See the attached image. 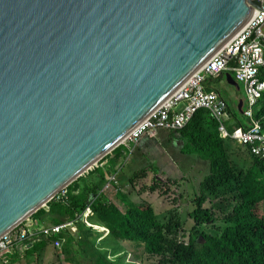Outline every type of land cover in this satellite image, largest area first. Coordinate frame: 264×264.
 <instances>
[{"label":"water","instance_id":"water-1","mask_svg":"<svg viewBox=\"0 0 264 264\" xmlns=\"http://www.w3.org/2000/svg\"><path fill=\"white\" fill-rule=\"evenodd\" d=\"M260 7L0 0V237L122 145Z\"/></svg>","mask_w":264,"mask_h":264},{"label":"trees","instance_id":"trees-1","mask_svg":"<svg viewBox=\"0 0 264 264\" xmlns=\"http://www.w3.org/2000/svg\"><path fill=\"white\" fill-rule=\"evenodd\" d=\"M227 73L232 75L230 71ZM225 74L226 72L220 73L218 77H225ZM213 78L217 77L206 79L205 87L206 82L210 83ZM261 78H264V71ZM214 89L219 91L218 87ZM227 112L231 116L224 124L229 132L235 127H245L233 112L229 109ZM253 117L261 122V129L264 130V90L254 106ZM169 133L175 141L180 140L185 147L182 149L184 153L198 155L208 162L210 170L201 183L200 195L194 200L195 207L189 216L194 220L195 226L184 236L185 240L174 239L165 234L152 204L136 203L138 201L129 195L117 192L121 201L119 203L103 192L107 179L117 174L129 157L130 153L123 145L102 159L90 174L70 185L66 195L61 198L54 196L47 203V208H40L31 215L35 227L79 222L87 209L91 208L93 217L90 218V223L101 225L108 231L105 240L109 242L117 238L142 244L147 254L157 257L155 264H264V219L258 218L254 213V207L264 201V160L251 155L250 167L236 170L232 162L233 154L241 147L235 145L236 149L229 148L234 142L220 138L218 124L206 109L198 110L183 131ZM142 172L140 173L143 174ZM136 177L139 174L132 176L130 181L133 183ZM221 183L232 188V196L217 194L216 187ZM217 199H231L235 203L231 204L227 212L217 217L214 207L209 206V203ZM180 225V221L174 225L176 235V229ZM166 230L169 232V227ZM61 236L66 238L62 248L66 252L67 246L75 240L66 234ZM200 237L204 239L203 243L200 242ZM46 244L40 240L32 244L26 253L33 249L41 250ZM59 253L58 250L54 255L58 256ZM89 264L98 263L90 259Z\"/></svg>","mask_w":264,"mask_h":264},{"label":"built area","instance_id":"built-area-1","mask_svg":"<svg viewBox=\"0 0 264 264\" xmlns=\"http://www.w3.org/2000/svg\"><path fill=\"white\" fill-rule=\"evenodd\" d=\"M260 9H254L247 26L219 48L191 78L169 95L135 130L124 139L123 145L133 152L141 139L154 135L156 131H182L200 109L210 112L218 124L220 136L230 138L248 150L254 157L264 160V130L259 120L254 119V106L264 90V0H260ZM231 72L234 78L243 83L245 100L243 113L249 120V128L234 129L231 134L226 130L224 121L227 115L226 101L217 90L207 89L205 81L218 77L220 73ZM115 177L110 178L105 189L110 187ZM66 195L67 188L56 195ZM91 213L88 209L87 216ZM71 224L52 225L32 232L24 224L11 229L0 237V264H9L6 255L27 240L37 241L38 236L45 238L59 235L63 228ZM56 246L60 243L55 241Z\"/></svg>","mask_w":264,"mask_h":264},{"label":"rangeland","instance_id":"rangeland-1","mask_svg":"<svg viewBox=\"0 0 264 264\" xmlns=\"http://www.w3.org/2000/svg\"><path fill=\"white\" fill-rule=\"evenodd\" d=\"M217 85L219 92L227 101L228 109L231 111V113L233 112V114L237 117V120L243 126H246L247 124L244 116L237 109L238 99L245 100L243 83L238 82L239 88L237 89L235 86L229 84L224 76H221L217 82ZM231 92L234 93V96H230ZM150 136L152 135H146L143 139H148ZM145 144H148V141L145 142ZM138 147L143 149L141 145ZM143 150L145 152L150 151V149ZM132 155H130V157L132 156L130 166L127 165L125 169L127 171L133 169L135 171L130 173L128 179L130 181V178L135 174H139V177H136L133 183L130 181L131 186L127 192L130 193L133 200L138 201L136 203H150L153 205L154 212L158 216L166 235L174 239L185 240L186 238H184V236L186 237L188 235V231L195 226V222L190 218L189 214L195 207L194 200L201 193L198 180L192 178L195 169L194 165L198 163L205 166L209 175L210 170L208 162L199 159L195 155L182 152L181 154H178L180 159H174V164H172L169 159L164 160V166L169 173H172L173 167H176L175 174L186 175L190 172L191 174L187 175L188 177L183 176L182 178H185L183 180L180 177H177L175 180H170L165 177L163 179H158L151 175L152 171L150 169V161L146 160L148 155H145L144 153H138L137 151H135ZM138 155H140V158L143 161L134 160V157H138ZM142 170L145 171L142 172ZM140 172L145 175L141 174ZM204 177L206 178V176ZM216 189L217 194L232 196L230 194L232 188L229 187L228 184L221 183L217 185ZM115 193V189L111 188L110 194L113 198ZM61 195L63 196V193H61ZM233 203L235 202L231 199H229V201L217 199L213 200L211 204L209 203V206H213L216 216L220 217L222 213L227 212V210L231 208V204ZM260 210H262L264 214V201L254 207L255 215L260 219H264V215L260 216ZM178 221H180L181 225L176 229V235L174 232V225ZM42 226L44 225L39 226V228ZM75 227L77 229L76 232L73 231L71 227L67 230V236L72 237L75 241H73L71 245L67 246L69 250L68 254H62L61 261H58L57 264H65L67 260H75V264H89L90 259H93L94 262L98 264H129L125 252H130L129 256L133 257L134 259L133 264H155L157 262V257L147 254L144 251L142 244L124 241L128 244H124L119 249L114 243L123 240L114 238L111 240L112 242H108V240H105L102 243L97 242L94 232H92L89 226L84 224V222L80 219L79 222L77 221V225ZM167 227L170 229L169 232L166 230ZM82 246L84 248H82ZM117 253H121V255H118ZM51 255L56 257L53 251H51ZM81 257L86 259V263L81 261ZM24 260L29 264H43V262H41V250L38 249L36 251L29 252L24 256ZM97 260H99V262H97ZM47 262H49V260H47ZM72 263L74 264V262ZM48 264H53V262Z\"/></svg>","mask_w":264,"mask_h":264},{"label":"crops","instance_id":"crops-1","mask_svg":"<svg viewBox=\"0 0 264 264\" xmlns=\"http://www.w3.org/2000/svg\"><path fill=\"white\" fill-rule=\"evenodd\" d=\"M220 77L217 78H213V80L209 83L208 81L206 82V88H214V87H218L217 82L219 80ZM209 80V79H208ZM230 96H234V93L231 92ZM239 100V99H238ZM238 109V107H237ZM239 111V110H238ZM240 112V111H239ZM245 119V114L243 113L242 107H241V112H240ZM231 114H229L227 112V117L228 119H230ZM249 126V125H248ZM247 125L244 127L246 128ZM249 128V127H248ZM247 128V129H248ZM177 141H175L172 138V135L170 136V133L164 132V131H157L154 136H150L148 139H143V141L141 142V144H139L138 146H142L143 149H150V151L145 152L143 149L135 148V151H137L138 153H144L145 155H148V157L146 158V160L150 161V169L152 171L151 175H153L154 177L158 178V179H163L164 177L170 180H175L177 177L182 178L183 176L188 177L187 175H190L191 172L189 174H182V175H178L175 174V169L176 167H173L172 173H169L166 168H165V163L164 160L169 159L171 161L172 164H174V159H180V157H178V154H181L183 151L182 149H184L185 147L183 146V144L180 142V140L176 139ZM148 141V144H145V142ZM235 144L237 145L238 143L234 142L232 143V145L229 146V148L231 149H236ZM239 147H241L240 149H237L236 153L233 154V163H234V168L237 170H246L250 167V161H251V154L248 153V151L240 144H238ZM189 150V145L187 147ZM134 151V152H135ZM133 152V153H134ZM178 152V153H177ZM151 153V154H149ZM164 153V154H161ZM190 155H195L197 156L199 159H201L198 155L196 154H190ZM133 156V155H132ZM132 156L129 157V159L126 161V164L123 168V170L118 172V185L116 186V193L114 195V198L111 196L110 191H108L107 194L109 197L117 200L119 203H121L120 199L118 198V194H117V190L119 189V192H122L125 195H129L130 197H132L130 195V193L127 192V190L130 188L131 186V182L129 181L128 177L130 176L131 172H134L135 170L131 169L130 171H127L125 168L127 165L130 166L131 163V159ZM134 160H140L143 161L140 158V155H138V157H134ZM202 160V159H201ZM155 167V169H153V166ZM195 169H194V173L192 175V178L197 179L198 183L200 185V183L205 179L204 176L208 175V170L205 166L196 163L195 165ZM158 170V172H157ZM210 172V171H209ZM172 174V175H171ZM185 178H182V180ZM263 202V201H262ZM261 204V203H258ZM261 215L263 216V212L262 210H260ZM93 217V215L88 217V221L90 222V218ZM92 226V232H94V236L97 239V242L102 243L108 236V231L102 227L101 225H94L92 223H90ZM77 225V222H75L74 226ZM76 228V227H75ZM109 242H112L111 240ZM116 246L120 249L121 246H123L124 244H128L125 243L124 241H118L116 243ZM38 249H33L32 251H36ZM51 249L49 247H46L43 249V251L41 252V262H43V264H48L50 262H53V264H57L58 261H61V256L62 254L67 255L69 250H67L66 252H62L61 256H52L51 255ZM31 252V251H29ZM29 252L25 253L28 254ZM124 253V252H122ZM118 255H121V253H117ZM126 257H127V261L129 262V264H133L134 259L133 257L129 256L130 252H125ZM24 253L22 251V249H15L9 256L10 259V263L11 264H29L28 262H26L24 260ZM47 260H49V262H47ZM56 260V261H55ZM81 261L83 263H86V259H83V257H81ZM64 262V261H62ZM72 262H74L75 264V260H67L65 262V264H73ZM126 262V261H125ZM140 262V259H139ZM135 264H140V263H135Z\"/></svg>","mask_w":264,"mask_h":264},{"label":"clouds","instance_id":"clouds-1","mask_svg":"<svg viewBox=\"0 0 264 264\" xmlns=\"http://www.w3.org/2000/svg\"><path fill=\"white\" fill-rule=\"evenodd\" d=\"M227 73V72H226ZM232 76H233V78H234V75L232 74ZM235 79V78H234ZM236 80V79H235ZM237 81V80H236ZM238 82V81H237ZM213 90H216V89H214V88H212ZM219 92V91H218ZM220 94V93H219ZM221 95V94H220ZM221 97H223L222 95H221ZM224 98V97H223ZM225 99V98H224ZM225 101H226V99H225ZM226 104H227V101H226ZM243 104H244V100H243ZM243 104H242V110H244V107H243ZM227 109H228V104H227V108H226V111H227ZM228 119V117H227V115H226V119H225V121ZM245 120H246V124H247V126L250 124V122H249V120L247 119V116L245 115ZM224 121V122H225ZM138 127V126H137ZM136 127V128H137ZM226 127V126H225ZM135 128V129H136ZM237 128H242V127H235L234 129H237ZM134 129V130H135ZM233 129V130H234ZM242 129H244V128H242ZM226 130H227V128H226ZM245 130H247V128L245 129ZM227 132L229 133V134H231L232 132H229L228 130H227ZM218 134H219V132H218ZM219 136H220V134H219ZM145 137V136H144ZM143 137V138H144ZM142 138V139H143ZM220 138H222L221 136H220ZM142 139H141V141H142ZM223 139V138H222ZM225 139H229V140H231V141H233V142H235L234 140H232V139H230V138H225ZM141 141H140V143H141ZM139 143V144H140ZM122 145H123V143H122ZM124 146V145H123ZM125 147V146H124ZM137 147V146H136ZM135 147V148H136ZM243 147H245L246 149H247V151L249 152V150H248V146H243ZM127 150H128V152L130 153L129 154V157H130V155H132L133 154V152L135 151V148H134V150H133V152H130V149L128 148V147H125ZM250 153V152H249ZM112 154V153H111ZM253 156V155H252ZM129 157H128V159H129ZM104 159V158H103ZM127 159V160H128ZM125 164H126V162L123 164V166L118 170V172L119 171H121V169L125 166ZM99 166V165H98ZM98 166H96V167H98ZM95 167V168H96ZM94 168V169H95ZM112 177H115V181L114 182H111V184H110V187L108 188V189H105V187H106V185L109 183V180H110V178H112ZM203 182V181H202ZM201 182V183H202ZM201 183H200V187H201ZM118 185V173L117 174H114V175H112L111 177H109L108 179H107V183L105 184V186L103 187V192L104 193H107L108 191H110L111 190V188H113V189H115L116 190V186ZM67 191H68V187H67ZM117 192H119V189L117 190ZM58 193H56L54 196H55V198H56V195H57ZM67 194V193H66ZM107 195V194H106ZM62 197V196H61ZM61 197H59V198H61ZM46 208H47V204H46ZM88 209H90L91 210V208H88ZM88 209H87V212H86V214H84V216L82 217V221L84 222V224H87L89 227H92L91 226V224H90V222L87 220L88 219V217L89 216H91V215H93L92 214V210H91V213L87 216V213H88ZM31 217V216H30ZM30 217H28L25 221H24V226L27 228V229H29V230H31L32 232H38L40 229H42V228H46V227H48V226H52V225H64V224H71L70 226H68V227H65V228H63V231H61V233H59V235H54V236H50V237H47V238H45V237H43V236H38V240L37 241H32V240H27V241H25L24 242V244H22L20 247H15L9 254H7L6 255V259H8V261H9V264H11L10 263V259H9V256H10V254L15 250V249H22V251H23V253H24V255H25V253H26V251L31 247V245L32 244H34V243H37V242H39L40 240H43V241H45L47 244L41 249V252L43 251V249L44 248H46V247H49L52 251H53V253H55L56 251H58L59 250V255L58 256H61L60 254H62V248H63V245H65V243H66V238L65 237H63V236H61V235H67V230L71 227L72 228V230L73 231H77V229L75 228V226H74V224H75V221H70V222H64V223H61V224H47V225H44V226H42L41 228H39V227H35V225L33 224V221H32V219L30 218ZM190 231V230H189ZM188 231V232H189ZM200 238H202V237H200ZM203 239V238H202ZM200 240V239H199ZM55 241H57V242H59L60 243V245L59 246H56L55 245ZM105 241V240H104ZM203 242H204V239H203ZM108 244V243H107ZM108 248V247H107ZM109 258V257H108ZM89 259V258H88ZM0 263H1V259H0Z\"/></svg>","mask_w":264,"mask_h":264},{"label":"bare ground","instance_id":"bare-ground-1","mask_svg":"<svg viewBox=\"0 0 264 264\" xmlns=\"http://www.w3.org/2000/svg\"><path fill=\"white\" fill-rule=\"evenodd\" d=\"M253 13H254V12H253ZM251 16H252V14H251ZM247 23H248V21L244 24V26L241 28V30H239V32L242 31V30L247 26ZM110 153H111V151H108V152L104 153L102 156H100V158L98 159V161H96L95 164L99 163L104 157H106V156H107L108 154H110ZM95 164H94L93 166H95ZM86 171L88 172V171H90V170H86ZM84 173H86V172H84ZM25 217H26V216H25ZM26 219H27V218H25L24 220H22L21 222H19L18 224H16V225L14 226V228H16V227L22 225Z\"/></svg>","mask_w":264,"mask_h":264}]
</instances>
